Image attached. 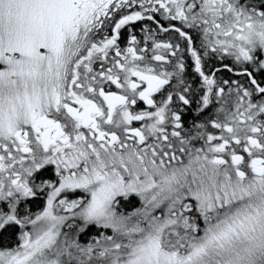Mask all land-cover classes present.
I'll list each match as a JSON object with an SVG mask.
<instances>
[{
    "label": "snow or ice",
    "instance_id": "obj_1",
    "mask_svg": "<svg viewBox=\"0 0 264 264\" xmlns=\"http://www.w3.org/2000/svg\"><path fill=\"white\" fill-rule=\"evenodd\" d=\"M0 264H264V0H0Z\"/></svg>",
    "mask_w": 264,
    "mask_h": 264
}]
</instances>
